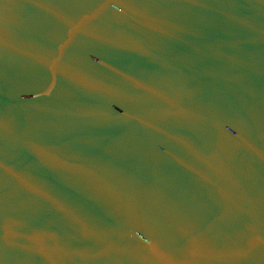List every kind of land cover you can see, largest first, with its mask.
<instances>
[{"label": "water", "instance_id": "1", "mask_svg": "<svg viewBox=\"0 0 264 264\" xmlns=\"http://www.w3.org/2000/svg\"><path fill=\"white\" fill-rule=\"evenodd\" d=\"M0 264H264V0H0Z\"/></svg>", "mask_w": 264, "mask_h": 264}]
</instances>
